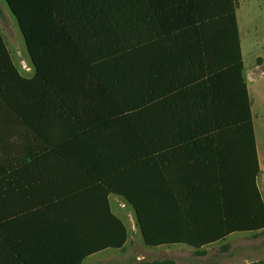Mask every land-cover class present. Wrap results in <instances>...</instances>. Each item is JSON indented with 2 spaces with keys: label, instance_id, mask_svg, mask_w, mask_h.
I'll return each instance as SVG.
<instances>
[{
  "label": "trees",
  "instance_id": "16d2710c",
  "mask_svg": "<svg viewBox=\"0 0 264 264\" xmlns=\"http://www.w3.org/2000/svg\"><path fill=\"white\" fill-rule=\"evenodd\" d=\"M5 1L18 21L35 73L29 79L18 73L0 34V194L10 193L47 150L85 134L107 114L104 86L93 72L82 70L87 68L88 52L78 38L80 21L85 20L80 0ZM227 5L234 57L206 77L209 133L194 143L198 149L189 158L190 169L174 168L169 160L159 169L152 164L150 180L132 183L123 193L149 247L201 248L234 233L264 232V201L256 186L259 165L235 1L227 0ZM99 145L93 147L107 148ZM161 178L169 204L164 213L159 212ZM159 219L164 232L159 231ZM172 219L181 228L175 237ZM116 224L122 239L112 247L120 249L125 230L119 221ZM92 251L88 255L96 253Z\"/></svg>",
  "mask_w": 264,
  "mask_h": 264
},
{
  "label": "rangeland",
  "instance_id": "374dc122",
  "mask_svg": "<svg viewBox=\"0 0 264 264\" xmlns=\"http://www.w3.org/2000/svg\"><path fill=\"white\" fill-rule=\"evenodd\" d=\"M234 1L236 8L241 7L238 22L245 70L256 64L264 71V0ZM80 2L85 20L80 21L78 38L88 52L87 68L82 70L93 72L104 86L107 114L77 143L92 140L130 149L133 159L140 160L138 172L146 178L152 164L186 161L198 149L194 143L209 133L206 77L234 57L227 0ZM0 34L18 73L32 78L34 66L5 0H0ZM259 78L263 89L264 78ZM120 207L129 214L123 222L118 219L125 242L120 249L100 254L96 264H264V232L234 233L201 248L149 247L134 209Z\"/></svg>",
  "mask_w": 264,
  "mask_h": 264
},
{
  "label": "crops",
  "instance_id": "0c3cea01",
  "mask_svg": "<svg viewBox=\"0 0 264 264\" xmlns=\"http://www.w3.org/2000/svg\"><path fill=\"white\" fill-rule=\"evenodd\" d=\"M240 8L235 9L238 33ZM239 44L243 61L240 35ZM244 70L243 62V75ZM245 71L252 81L247 82V88L259 165L256 186L264 201V88L259 78H264V71L256 64ZM85 134L47 150L10 193L0 194V264H96L100 254L115 250L112 246L122 239L116 221L129 216L120 207L130 206L123 193L132 183L150 178L138 172L140 160L133 159L136 156L130 149L107 144L105 149L94 148L101 143L92 140L77 143ZM169 164L190 169L189 158L184 162L169 160ZM161 181L159 212L164 213L169 204ZM171 223V234L180 235L176 220ZM159 231L164 232L160 219ZM186 235L190 236L189 230ZM91 251L96 253L88 255Z\"/></svg>",
  "mask_w": 264,
  "mask_h": 264
}]
</instances>
